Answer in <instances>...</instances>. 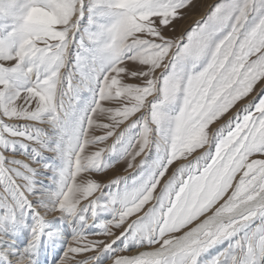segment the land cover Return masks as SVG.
<instances>
[{"label": "snow or ice", "instance_id": "snow-or-ice-1", "mask_svg": "<svg viewBox=\"0 0 264 264\" xmlns=\"http://www.w3.org/2000/svg\"><path fill=\"white\" fill-rule=\"evenodd\" d=\"M192 4L0 0V264H264V0Z\"/></svg>", "mask_w": 264, "mask_h": 264}, {"label": "rangeland", "instance_id": "rangeland-1", "mask_svg": "<svg viewBox=\"0 0 264 264\" xmlns=\"http://www.w3.org/2000/svg\"><path fill=\"white\" fill-rule=\"evenodd\" d=\"M215 2L216 0H193L192 6L185 10L184 18L177 21L176 32L174 34L179 35L182 31L190 29L196 21L205 16L209 10V6ZM114 174H124L123 166H117L115 173L110 172L109 177L113 176Z\"/></svg>", "mask_w": 264, "mask_h": 264}]
</instances>
